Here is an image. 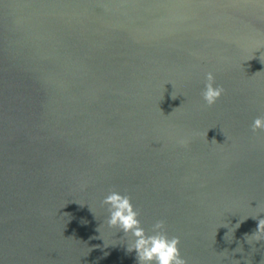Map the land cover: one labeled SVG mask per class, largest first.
I'll list each match as a JSON object with an SVG mask.
<instances>
[{"label":"water","instance_id":"1","mask_svg":"<svg viewBox=\"0 0 264 264\" xmlns=\"http://www.w3.org/2000/svg\"><path fill=\"white\" fill-rule=\"evenodd\" d=\"M257 117L264 0H0V264H138L112 190L187 264H261Z\"/></svg>","mask_w":264,"mask_h":264},{"label":"clouds","instance_id":"2","mask_svg":"<svg viewBox=\"0 0 264 264\" xmlns=\"http://www.w3.org/2000/svg\"><path fill=\"white\" fill-rule=\"evenodd\" d=\"M205 79L206 83L201 95L205 104L211 107L221 97L224 89L221 85H216L213 73H207ZM172 98L175 99L176 96L172 95ZM251 130L253 133L258 130L264 131V117L254 119ZM206 137L207 133H205ZM211 142L216 141L213 139ZM178 143L184 145L186 141L181 138ZM101 204L107 206L108 227L117 228L125 237H129L127 251H135L138 264H187L178 247L179 237H168L164 220H157L152 225L153 234L146 233L138 219L140 213L134 209L129 195L112 190ZM252 237H255L256 241L264 240V219H259L257 230ZM261 264H264V261Z\"/></svg>","mask_w":264,"mask_h":264},{"label":"rangeland","instance_id":"3","mask_svg":"<svg viewBox=\"0 0 264 264\" xmlns=\"http://www.w3.org/2000/svg\"><path fill=\"white\" fill-rule=\"evenodd\" d=\"M202 60L203 61H206V62H209V63L217 64V66L219 68H224L225 67L224 64L221 63V61H219V60H217V59H215L213 57H207L206 55H204L203 58H202Z\"/></svg>","mask_w":264,"mask_h":264}]
</instances>
